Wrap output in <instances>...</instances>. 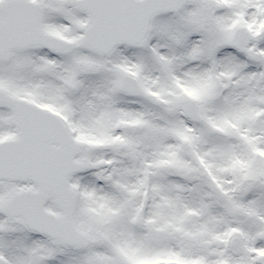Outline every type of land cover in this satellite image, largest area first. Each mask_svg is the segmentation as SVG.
<instances>
[{"label":"snow or ice","instance_id":"snow-or-ice-1","mask_svg":"<svg viewBox=\"0 0 264 264\" xmlns=\"http://www.w3.org/2000/svg\"><path fill=\"white\" fill-rule=\"evenodd\" d=\"M0 264H264V0H0Z\"/></svg>","mask_w":264,"mask_h":264}]
</instances>
